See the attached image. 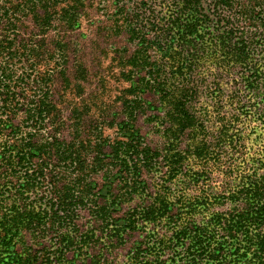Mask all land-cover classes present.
<instances>
[{"label":"trees","instance_id":"obj_1","mask_svg":"<svg viewBox=\"0 0 264 264\" xmlns=\"http://www.w3.org/2000/svg\"><path fill=\"white\" fill-rule=\"evenodd\" d=\"M52 1L0 0V264H112L137 228L121 264H264V0L133 2L125 73L156 97L160 147L131 120L105 140L61 118L44 38L22 35L25 19L74 24L78 0ZM124 101L134 118L140 99ZM250 113L255 148L254 126H239ZM99 175L110 180L96 192Z\"/></svg>","mask_w":264,"mask_h":264},{"label":"rangeland","instance_id":"obj_2","mask_svg":"<svg viewBox=\"0 0 264 264\" xmlns=\"http://www.w3.org/2000/svg\"><path fill=\"white\" fill-rule=\"evenodd\" d=\"M138 1L78 0L76 4L78 15L73 25L67 26L55 16L51 18L52 26L41 31L31 20L25 19L22 35L25 38H32L31 34L36 33L37 39L44 38L43 44L51 53V59L45 65L51 70L49 97L59 109L60 116L65 119L66 124H69L70 118L76 116L83 136L93 137L101 133L105 140H111L121 136L123 131L119 129L120 126L131 120V128L135 132L138 131L146 143L152 147H160L161 137L153 128L155 121L150 118L160 112L153 107L157 103L156 97L148 91H130V85L135 82V78L125 73L128 69L126 61L136 48V43L128 38L125 26L134 9L133 2ZM66 2L60 0L55 3L54 9L64 6ZM234 85L236 84L225 75L222 82L224 90L228 92ZM239 86L242 88L240 83ZM254 92L255 90H244L242 94H252L255 98L257 93L254 95ZM135 97L140 99L139 107L134 109L136 115L130 119L128 109L123 104L124 100L130 101ZM245 125L246 132L250 129L249 125L254 126L246 143L255 148L260 141L263 142L262 124L258 123L254 113H250L241 117L239 121L240 127ZM70 129L61 128L60 136L67 139ZM146 179L151 182V178ZM93 180L96 186L94 190L100 192L110 178L105 180L99 175ZM98 199L103 200L100 197ZM135 200L124 203L114 215H122ZM216 208L222 209L225 206ZM82 214L80 223L89 217L87 212ZM142 234L141 228H137L117 247L115 246L112 264H121L126 259V252L141 240Z\"/></svg>","mask_w":264,"mask_h":264}]
</instances>
